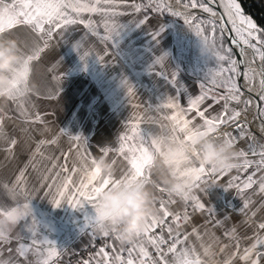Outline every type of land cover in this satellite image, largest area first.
I'll return each mask as SVG.
<instances>
[{
    "label": "crops",
    "instance_id": "1",
    "mask_svg": "<svg viewBox=\"0 0 264 264\" xmlns=\"http://www.w3.org/2000/svg\"><path fill=\"white\" fill-rule=\"evenodd\" d=\"M143 1L124 0L120 3L118 0L116 11L123 14L111 18L121 25L113 34L112 40L102 39L107 35L104 21L109 18L98 13L83 14L84 19L93 20L94 29L76 24L69 25L63 36L58 31L49 48L30 64L28 85L31 91L27 94L23 106L26 114L22 113L17 101L12 99L6 104H0V206L11 208L16 205L4 185L11 187L22 169L26 170V188L32 197L29 201L30 215L11 230L6 242L0 241V260L11 259L16 264H40L46 256L45 250L49 247L40 241L47 239L58 249L59 255L49 258L50 264H56L69 252L92 241L93 232L95 237L101 235L91 228L85 219L86 216L94 214L91 204L74 208L64 200L60 206H54L51 199L56 195L57 187L54 186L51 190L48 187L53 183L57 172L61 173L57 185L66 175L61 171L60 165L66 163L69 169L73 165H79V149L74 145L82 144L83 138L88 141V151L95 158L102 154L100 148L112 149L108 159L115 160L114 176L120 177L128 167L127 162L114 151L119 147L120 138L133 135L132 129L136 124H139V130L153 134L162 131V126L170 129L171 121L167 117L173 115L176 109L163 107L169 98L178 97L180 107L187 109L189 97L195 98L203 91L207 92L208 96L200 105V110L206 111L209 117L222 111L224 102H216L212 96L219 98L220 95L226 94V89L211 83L207 74L210 71L208 68H199L195 73L190 71L188 57L193 54L192 51L187 54L185 35L180 31L181 22L163 15L162 12L154 13L145 9ZM5 2L12 3V0ZM134 5L142 7L136 11ZM145 18L147 22L144 25H136ZM200 21L198 18L194 22ZM161 26L163 30L159 31ZM191 29L187 30L190 35ZM154 31H159V36L155 39L152 35ZM9 34L20 41L25 53L31 52L34 41L40 42L39 34L26 25L15 27ZM216 35L219 36V33ZM194 36L192 34L193 38ZM77 43L79 48L75 47ZM227 45L223 43V47ZM197 51L199 52L196 45L195 58L198 56ZM85 52L89 55L81 59ZM165 54L167 55L164 56L162 65L156 64L157 58ZM98 57H103L102 63ZM205 59L211 70L218 65L214 58L206 56ZM172 73H175V82L171 79ZM124 80L133 86L131 94L124 86ZM201 84L204 85L203 89ZM229 107L242 112L241 105L236 102H229ZM37 114L42 117L43 123L33 122L32 118ZM186 118H192L196 125L203 123L202 119L195 117V111L186 113ZM240 124L248 134L246 137H240L239 130L232 124L220 126L218 130L225 128L220 135L225 137V133L231 134L236 138L235 145L238 150L247 151L249 159H259L258 156L252 155L253 149L249 148V145H253L256 152L261 151L264 137L248 122ZM75 135H80L82 140H73ZM13 139L17 142L15 145H11ZM53 139L57 142L39 145L40 151L36 153L39 141ZM54 163L57 165L55 168ZM252 171H255V165L247 172L234 169L223 177L215 178L217 183L210 184L205 191H201L203 184L199 189H193L194 195L205 203L206 209H213L212 215L206 209H196L193 201L185 203L172 197L174 202L168 205L169 210L181 216L187 211L190 219L186 222L181 220L180 226L177 227L172 220L167 221L165 218L167 222L162 231L165 239H168L167 228L171 225L174 231L181 233V240H184V234H188L187 240L178 245V248L195 246L198 251H202L201 243H211L209 236L214 234L219 238L220 244L229 245L225 253L216 257L222 261L228 254L236 251L237 239L242 250L253 242L250 238L254 233L264 235V231L258 229V224L264 222V207L261 206L264 204V194L258 191V184L245 190L243 196H240L235 188H225L232 176L239 175L243 180ZM79 177L80 173L77 172L74 179L78 181ZM156 194L160 198L164 193L156 190ZM245 197H250L253 201L247 212L251 223H245V214L238 211ZM19 202H24L23 196L19 197ZM253 212L256 213L254 216ZM33 219L37 221L36 247L43 255L31 249L26 256H19L17 249L20 243L32 244V236L26 224L30 225ZM216 219L223 221V224L216 225ZM193 228L197 229L202 240L197 239ZM233 228L236 229L235 237L230 239L224 233ZM220 244L214 245V248H218ZM121 246L115 240L111 249L106 251L111 253L113 247L119 251ZM129 246L130 244L123 245L124 248ZM145 247L151 255H157L151 244L145 243ZM164 249L166 251L167 248ZM133 255L135 257V253ZM124 256H127L126 252ZM166 259L171 261L172 254L168 253ZM102 260V256H97L89 262L96 264ZM234 264L243 262L236 258ZM261 264H264V259Z\"/></svg>",
    "mask_w": 264,
    "mask_h": 264
},
{
    "label": "snow or ice",
    "instance_id": "2",
    "mask_svg": "<svg viewBox=\"0 0 264 264\" xmlns=\"http://www.w3.org/2000/svg\"><path fill=\"white\" fill-rule=\"evenodd\" d=\"M123 3L124 0H119ZM179 2V0H178ZM118 0H12V3H6L5 0H0V32L12 30L17 26H29L33 32L39 34L40 42L34 41L32 50L30 53L22 52L21 67L23 69L19 74L14 70L10 75V80L7 86V93L12 100L17 101L22 113L26 114L24 104L26 103L27 94L31 91L28 87V78L30 74V64L33 60L40 57V54L49 48L50 42L54 35L59 31L63 36L65 30L69 25L81 24L86 28L94 29V23L92 19H84L83 14H100L102 17H107L104 21V27L107 35L102 37L104 40H112V36L117 32V29L121 25L117 24L113 17L122 15L123 13L116 11ZM218 5L222 12L219 14V19H216L217 12L213 6ZM193 9L199 8L204 13L209 14L210 19L201 20L200 23L195 24L194 21L198 17H189L187 13L181 11H174L171 7H167V10L174 16H185V23L192 24L194 26L195 34L197 36H205L210 38L214 42L215 61L219 65L218 69L210 70L208 77L211 79L212 84H219L220 87L226 89V94H222L217 98L215 95L212 99L216 102L223 101V109L221 112L208 116L206 111L200 110V105L208 96L207 92H201V95L195 98L189 97L187 109L181 108L178 103V97L169 98L167 104L163 107L169 109H176V112L167 117L171 121L170 129L166 126H162V130H170L173 138L182 146L186 155L185 160H189L190 166L184 168L180 175L184 178L185 184L192 189H199L201 184L207 179L205 177L213 176L218 179L230 173L217 174L214 169H208L200 160V154L196 151L195 140L203 134H215L222 125L232 124L239 130L240 137H246L248 134L243 130L239 119L241 117V110L230 109L229 102H236L244 105V110L253 103L251 99H242L243 93L240 87L237 85L236 77L243 76L248 85L255 83L256 77L258 80V99L264 102V28L258 27L252 17L245 15L238 0H188L183 7ZM136 11H139L141 5L133 6ZM164 5L160 4L157 10H164ZM147 22V18L140 20L136 23L137 26L144 25ZM226 25H231L230 31L234 33V37L231 40V44L239 46V54L242 57L239 61L232 57V48L223 47V33ZM205 26V27H202ZM218 26V27H217ZM161 26L159 31H162ZM159 31L152 33L153 38L159 36ZM208 32L206 35L205 32ZM219 32V36L216 33ZM42 42V46H41ZM79 48V43L75 45ZM250 50L251 58L248 60L243 59ZM89 55L85 52L81 59H84ZM158 57L155 61L156 64L163 62L164 56ZM259 59V69L252 67V64ZM102 63L103 57H98ZM246 65L245 71H240L239 65ZM163 73V71H160ZM227 73L228 75H224ZM55 78V77H54ZM172 81L175 82V73H172ZM125 87H127L128 93L132 92V85L127 80L123 81ZM201 88L204 85L201 84ZM253 89L249 87V91ZM211 107V106H209ZM259 114L264 117V107L257 105ZM195 111V117L202 119L203 123L200 125L194 124L192 118H186V113ZM33 119V122L43 123L42 117L37 114ZM0 127H2V121H0ZM264 128V124L261 125ZM45 130H47L45 128ZM63 131V129L61 130ZM133 135L122 136L120 138L119 147L114 151L127 162V170L117 178L114 175H103L101 169L96 164V158L88 151V141L83 138V142L74 145L77 151V158L79 159V165H73L71 169L67 167V164L60 165L61 171L66 175L63 180L57 185V181L60 180L61 173L57 172L53 178V183L50 184L49 190L54 186L57 187V193L52 197L51 202L54 206H60L62 201L67 200L72 207H82L84 204H91L94 214L92 216H86V221L91 228L95 229L96 215L99 211L98 205L95 203L96 194L103 191L112 183H120L125 179H136L143 177L148 173V169L152 165L154 154L159 151V146L154 139V134L150 131L139 130V124L133 126ZM225 138L236 143V138L231 134L225 133ZM75 141H81L80 135L72 137ZM56 139L53 140H41L38 142L36 153L40 151L39 145L45 143H56ZM17 142L15 139L11 141V145H15ZM252 148V155L258 156L259 159H249V153L243 149L239 150L240 162L235 169L244 170L247 172L253 165H255V171L251 174H247L243 180L239 175L232 176L228 182L226 189L235 188L240 196L244 195L245 190L251 189L253 185L258 184V191L264 194V146H261V151L256 152L253 145H249ZM11 150V149H10ZM101 153L108 155L112 149L107 147L100 148ZM36 153H33L35 155ZM113 165L115 160L112 161ZM57 167L54 163L53 168ZM79 172V180H75V174ZM258 174H261L258 176ZM258 176V178H257ZM48 179V177H44ZM4 188L8 195L16 201V205L11 208H5L0 206V241H7L11 230L24 220L31 213V207L29 201L31 200V194L28 193L26 188V170L22 169L19 175L16 177L15 182L9 187L7 184ZM155 188L161 193H165L168 199L160 198L158 213L151 217L144 227L142 233L138 234V238L130 244L129 247L124 248L121 246L119 251H116L113 247L112 252L106 251L105 245L101 247L97 256H102V261H97L96 264H234V260L238 258L243 264H261V260L264 259V235L260 233H254L250 239L253 242L240 248L239 240H236V251L227 255V257L220 261L216 257L219 254H223L227 251L229 245L220 244L219 238L214 234H210L209 239L211 243H201L202 251H198L195 246L181 247L178 245L184 243L188 238V234H184V240H181V233L174 231L171 225L167 228L168 240L165 239L163 232L157 234L154 229L162 228L166 224L165 218H171L172 222L177 227L180 226V221L185 222L190 219L187 211L183 216L178 213H172L168 205L173 203L172 195L167 191L165 187L160 184H156ZM207 187H205L204 191ZM49 193H46L48 195ZM24 197V202H19V197ZM185 203L189 201L194 202V207L201 211L206 209L205 203L196 195H193L190 199L182 200ZM253 203L250 197L243 199L242 207L238 209L239 212L245 214V223H251V217L247 215L251 204ZM264 207V204L261 205ZM207 212L212 215L214 211L211 207H207ZM256 213L253 212L252 216ZM227 219V217H225ZM211 223L212 221H208ZM216 225H222L223 221L220 219L215 220ZM28 231L32 236V244L28 245L20 243L18 246L19 256H26V253L31 249H35L36 253H40V249L36 247V229L37 221L32 220V223L26 224ZM258 229L264 231V222L258 224ZM193 233L197 235V239L202 240L201 235L197 229L193 228ZM8 233V235H6ZM236 229L233 228L229 231H225L224 235L230 239L235 237ZM101 234V233H100ZM102 237H109L110 235L105 232L101 234ZM93 238H95V232H93ZM18 239H22L18 237ZM117 240L116 238H114ZM41 244H48L49 247L45 250L46 256L40 261V264H50L49 258L58 256L59 252L57 247L53 246L54 243L45 239L40 241ZM145 243L151 244L157 253L156 256L150 254L149 250L145 247ZM167 244L165 251L164 245ZM220 244L218 248H214V245ZM127 256H124V253ZM135 253V257L134 254ZM168 253L172 254V260L166 259ZM43 255V253H40ZM0 264H16L15 261L0 260ZM82 264H90L88 260L82 262Z\"/></svg>",
    "mask_w": 264,
    "mask_h": 264
},
{
    "label": "clouds",
    "instance_id": "3",
    "mask_svg": "<svg viewBox=\"0 0 264 264\" xmlns=\"http://www.w3.org/2000/svg\"><path fill=\"white\" fill-rule=\"evenodd\" d=\"M9 33L10 30L7 29L0 32V104H6L11 99L6 91L10 75L14 70L18 74L23 71L21 57L24 51L20 41ZM198 37L199 53L215 59L214 42L203 35ZM154 139L159 151L154 154L152 165L148 169L150 175L146 173L143 177L112 183L96 194L95 203L99 211L95 230L101 234L107 232L121 245L132 244L149 219L158 213L156 184L162 185L180 200L190 199L194 195L193 189L185 184L180 175L184 168L190 166L189 160L183 158L186 153L182 146L173 138L170 130L155 133ZM195 148L203 164L208 169H214L217 174L234 170L240 162L236 145L218 132L199 135L195 140ZM96 164L103 175H115L116 169L108 155H99ZM216 183L215 178L209 176L203 182L201 191Z\"/></svg>",
    "mask_w": 264,
    "mask_h": 264
},
{
    "label": "built area",
    "instance_id": "4",
    "mask_svg": "<svg viewBox=\"0 0 264 264\" xmlns=\"http://www.w3.org/2000/svg\"><path fill=\"white\" fill-rule=\"evenodd\" d=\"M182 2H178V0H172V6L169 2V0H144L143 1V6L145 9L150 10L154 13H159V12H163L165 14H171L170 11L167 10V7H171L172 10L176 11H181L182 13H188L189 9L191 10L190 7H188L187 9H185L183 7V4H181ZM164 5V10H157L158 5ZM190 59V64L188 63V66H190L191 71H196V69L193 66V58L191 56L188 57ZM225 130V128H221L220 130H218V133H222ZM160 198L166 199L167 196L166 194H162V196ZM157 201H159V199ZM157 206H159V203L157 202ZM171 220V218H167V221ZM163 231V227L162 228H157L154 229V232H156L157 234H159L160 232ZM168 240V239H167ZM115 239L113 236H109V237H102L97 236L95 238H93L92 241L88 242L87 244L81 246L80 248L73 250L71 252H69L65 258L56 263V264H82L83 261L88 260V261H93L97 255L96 253L99 252L101 247H104L105 245H107L108 247L105 248V250H110L112 244L114 243ZM167 244L164 245V248H167Z\"/></svg>",
    "mask_w": 264,
    "mask_h": 264
},
{
    "label": "bare ground",
    "instance_id": "5",
    "mask_svg": "<svg viewBox=\"0 0 264 264\" xmlns=\"http://www.w3.org/2000/svg\"><path fill=\"white\" fill-rule=\"evenodd\" d=\"M210 6L214 7V5H210ZM192 10L193 9H191V11ZM215 11L217 12L216 18L219 19V14L221 12V9H215ZM229 39L231 42V40L233 39V36L229 35ZM232 46L236 50L237 57H238L237 61H239L240 59H242V57L239 54V46L233 45V44H232ZM250 58H251V52L249 50L247 55L245 57H243V59L248 60ZM259 64H260V62H259V59L257 58L255 63L252 64V67L256 68L258 70ZM239 67H240V71L243 73L245 71L246 65L241 64V65H239ZM258 80H259V77H256L255 83L251 86L248 85V92L245 93L244 90L246 88V84H245L244 78H243V76L238 77V83L240 86V90L243 93L242 99H251L253 101V103L251 105H249L248 109L246 111L242 112L241 117L239 119V122H244V121L249 122L251 124V126H253V127L260 126L261 122H262V117L259 114V110H258L257 105H259L260 107H262V105H264V102H261L258 99V92H257V89L259 87ZM249 87H251L253 90L249 91Z\"/></svg>",
    "mask_w": 264,
    "mask_h": 264
},
{
    "label": "rangeland",
    "instance_id": "6",
    "mask_svg": "<svg viewBox=\"0 0 264 264\" xmlns=\"http://www.w3.org/2000/svg\"><path fill=\"white\" fill-rule=\"evenodd\" d=\"M167 1V0H166ZM169 2H170V4H171V6H172V0H169ZM181 2V1H180ZM181 4H185L184 2H182ZM190 7V6H189ZM191 8V7H190ZM191 9H193V8H191ZM194 10V11H193ZM192 11L189 9V11H188V13H187V15L189 16V17H197L198 15L199 16H202V15H206V13H204L201 9H199V8H196V9H193ZM215 10V9H214ZM243 10V9H242ZM244 12V11H243ZM245 14V13H244ZM246 15V14H245ZM181 19L179 20V22H181V26H180V31L183 33V36L185 35V42H186V44H187V54L189 55V53L192 51V54H193V58H195V55H194V49H195V53H196V45H197V47H198V40H199V37L195 34V30H194V26L192 25V24H186L185 23V16L184 15H182V16H179ZM198 20V19H197ZM196 20V21H197ZM195 23V22H194ZM195 24H198V23H195ZM218 27V26H217ZM192 28V29H191ZM191 29V31H192V34H194L195 36H194V38L192 37V34L190 35V32L189 31H187V30H190ZM186 32H188V33H186ZM224 34V33H223ZM187 37V38H186ZM190 37V38H189ZM194 42V43H193ZM195 45V46H194ZM227 47H231L230 46V44L228 43V45H227ZM227 47H225V48H227ZM197 54H198V56L194 59V60H192L193 61V66H194V68L196 69V70H198L199 71V68L200 69H205V67H206V70H207V68H208V70H211V67L210 66H208L207 65V60L205 59V57L206 56H202L198 51H197ZM232 57L235 59V57H234V53H233V50H232ZM191 58V57H190ZM190 59H188V63L190 64ZM218 67H219V65H216L214 68H212L213 70H216V69H218ZM189 68V67H188ZM190 69V71H191V68H189ZM188 69V70H189ZM191 72H196V71H191ZM224 75H228L227 73H225ZM236 82H237V85L239 86V83H238V77H236ZM240 87V86H239ZM241 105V108H242V112L243 111H246L247 109H248V107H247V109L246 110H244V105L243 104H240ZM249 123V122H248ZM250 124V123H249ZM250 126H251V124H250ZM253 128V127H252Z\"/></svg>",
    "mask_w": 264,
    "mask_h": 264
},
{
    "label": "trees",
    "instance_id": "7",
    "mask_svg": "<svg viewBox=\"0 0 264 264\" xmlns=\"http://www.w3.org/2000/svg\"><path fill=\"white\" fill-rule=\"evenodd\" d=\"M181 2L188 3V0H180ZM243 9L244 13L256 22L258 27L264 28V0H238ZM163 15H168L174 18L175 20H180L179 16H174L172 14H165L162 12ZM200 20L210 19V16H199ZM205 27V26H202ZM219 33V32H218ZM205 34L207 35L208 32L206 31ZM224 42L226 45L228 44V39L226 38L225 34Z\"/></svg>",
    "mask_w": 264,
    "mask_h": 264
},
{
    "label": "water",
    "instance_id": "8",
    "mask_svg": "<svg viewBox=\"0 0 264 264\" xmlns=\"http://www.w3.org/2000/svg\"><path fill=\"white\" fill-rule=\"evenodd\" d=\"M214 9H221V8L218 5H214ZM221 12H222V9H221ZM206 15L209 16V14H207V13H206ZM216 19H218V18H216ZM230 28H231V25H226L225 30H224V34H225L226 38L228 39V43L230 44V46H231V48L233 50L235 59L237 60L238 57H237L236 50L233 48V46H232V44L230 42V39H229V35H232L234 37V33H232L230 31ZM244 81H245V84H246V88H245L244 91H245V93H247L248 92V83H247V81L245 79H244ZM262 107H264V105H262ZM262 124H264V117H262L261 125ZM261 125L260 126H256V127L252 126V127L258 134H260V135H262L264 137V128H262Z\"/></svg>",
    "mask_w": 264,
    "mask_h": 264
}]
</instances>
